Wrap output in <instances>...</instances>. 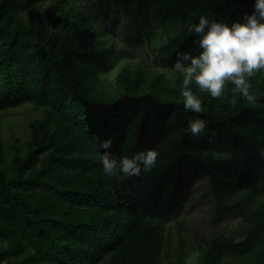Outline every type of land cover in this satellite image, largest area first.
<instances>
[{
  "label": "trees",
  "instance_id": "1",
  "mask_svg": "<svg viewBox=\"0 0 264 264\" xmlns=\"http://www.w3.org/2000/svg\"><path fill=\"white\" fill-rule=\"evenodd\" d=\"M254 5L0 0V264H264V72L254 104L232 106L231 84L213 99L193 83L194 113L174 70L178 52L200 51L188 28L201 16L231 24ZM23 107L25 138L5 119ZM105 139L117 160L156 150V166L107 176ZM199 182L215 219L236 222L188 246L174 221Z\"/></svg>",
  "mask_w": 264,
  "mask_h": 264
},
{
  "label": "clouds",
  "instance_id": "2",
  "mask_svg": "<svg viewBox=\"0 0 264 264\" xmlns=\"http://www.w3.org/2000/svg\"><path fill=\"white\" fill-rule=\"evenodd\" d=\"M198 39L194 41L200 51L178 52L174 70L182 76L180 96L185 111L202 113V101L194 92L192 85L198 86L200 93L213 99L225 95V87L231 84L229 103L235 106L237 96L249 103L256 102L251 91V78L264 72V0H255L254 12L245 14L243 20H209L205 16L188 28ZM187 128L194 137L205 132L206 121L200 118L190 119ZM105 149L100 156L103 172L109 177L125 179L139 177L156 166L158 152L154 149L142 150L132 157L123 155L119 160L108 149L112 140L101 141ZM264 158V151L260 152Z\"/></svg>",
  "mask_w": 264,
  "mask_h": 264
},
{
  "label": "rangeland",
  "instance_id": "3",
  "mask_svg": "<svg viewBox=\"0 0 264 264\" xmlns=\"http://www.w3.org/2000/svg\"><path fill=\"white\" fill-rule=\"evenodd\" d=\"M29 110L23 107L5 114L6 121L12 122L15 126H11L15 135L20 134L21 137L25 138L28 134L27 123L25 121L34 113ZM206 192H208L207 184L199 182L192 194L189 195L184 209L177 216V221H174L176 223H182L185 226L183 233L188 246H192L196 239L210 237L215 231L231 229L236 222L234 217L226 214L223 210H218L222 218L216 220L214 217V213L216 212L215 206L211 200V196H207ZM177 239L178 237L176 235Z\"/></svg>",
  "mask_w": 264,
  "mask_h": 264
}]
</instances>
